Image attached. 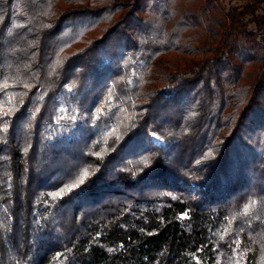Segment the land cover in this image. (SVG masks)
Segmentation results:
<instances>
[{
    "label": "trees",
    "instance_id": "trees-1",
    "mask_svg": "<svg viewBox=\"0 0 264 264\" xmlns=\"http://www.w3.org/2000/svg\"><path fill=\"white\" fill-rule=\"evenodd\" d=\"M260 3L0 0V264H264Z\"/></svg>",
    "mask_w": 264,
    "mask_h": 264
},
{
    "label": "rangeland",
    "instance_id": "rangeland-1",
    "mask_svg": "<svg viewBox=\"0 0 264 264\" xmlns=\"http://www.w3.org/2000/svg\"><path fill=\"white\" fill-rule=\"evenodd\" d=\"M224 8L228 7H240L245 3H252L254 0H220ZM264 9V4H258V7L254 10V14L261 13Z\"/></svg>",
    "mask_w": 264,
    "mask_h": 264
},
{
    "label": "snow or ice",
    "instance_id": "snow-or-ice-1",
    "mask_svg": "<svg viewBox=\"0 0 264 264\" xmlns=\"http://www.w3.org/2000/svg\"><path fill=\"white\" fill-rule=\"evenodd\" d=\"M88 176L87 171L83 173L82 176L79 177L78 181L76 183L71 184L70 186H67L66 188H62L60 191L54 193V197H63L65 192H71L73 189L78 188L80 185L85 183V179Z\"/></svg>",
    "mask_w": 264,
    "mask_h": 264
}]
</instances>
